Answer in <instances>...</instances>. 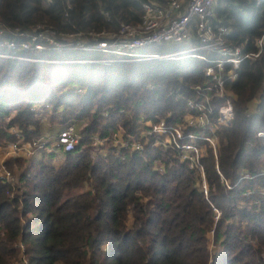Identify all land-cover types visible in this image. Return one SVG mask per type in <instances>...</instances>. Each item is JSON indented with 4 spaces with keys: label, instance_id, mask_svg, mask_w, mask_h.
<instances>
[{
    "label": "trees",
    "instance_id": "16d2710c",
    "mask_svg": "<svg viewBox=\"0 0 264 264\" xmlns=\"http://www.w3.org/2000/svg\"><path fill=\"white\" fill-rule=\"evenodd\" d=\"M68 1V21L62 0L47 7L43 0H0V20L20 27L115 29L120 21L137 24L144 2L167 0ZM215 11L214 22L232 29L234 46L256 50L264 0H217ZM183 47L154 45L146 52ZM207 67L191 56L111 65L0 58L1 146L19 141L12 129L26 141L52 144L73 125L81 137L58 165L45 161L55 155L45 150L8 162L13 173L21 171L18 185L0 183V264H16L22 256L28 264H264V138L257 137L264 132L263 57L244 62L238 80L227 83L236 96L235 120L218 131L220 173L211 150L203 161L207 195L201 175L171 149L148 145L123 160L104 157L91 144L96 135L135 136L143 116L182 122L195 89L209 83ZM35 107L51 109L49 129L43 130ZM248 191L255 194L247 197Z\"/></svg>",
    "mask_w": 264,
    "mask_h": 264
},
{
    "label": "built area",
    "instance_id": "2783aa9c",
    "mask_svg": "<svg viewBox=\"0 0 264 264\" xmlns=\"http://www.w3.org/2000/svg\"><path fill=\"white\" fill-rule=\"evenodd\" d=\"M43 2L47 7L56 0ZM62 2L63 20L68 21L73 7L68 0ZM216 3L217 0H167L164 5L144 2L143 13L137 24L120 21L115 29L83 31L77 28H58L46 23L20 27L0 20V58L44 65H111L191 56L207 63L206 76L209 83L195 89V96L187 101L184 114H178L182 115V122L169 123L159 116H155V119L143 116L138 120L135 136L126 137L122 132H116L108 139L96 135L92 140V147L100 149L104 157L116 156L123 160L126 159V153L141 155L148 145L171 149L181 163L201 175L207 195L203 161L208 156V150H211L219 172L218 131L231 127L235 120L236 96L227 87V83L238 80L244 62L264 58V34L257 40L255 51L246 52L243 47L234 46L229 40L232 29L214 22ZM107 19L110 22L116 21L115 17L108 15ZM154 45H184L187 49L169 54L146 52V49ZM81 55L100 57L82 59ZM32 111L39 117L48 110L35 107ZM173 115L171 113L168 117L172 118ZM12 118L7 117V121L11 122ZM11 133L20 139L15 143L0 145V183L4 186H16L19 183V174L9 169L8 162L29 160L40 150L53 153L50 148L53 143L26 141L17 129H12ZM257 137L264 138V132H259ZM80 142L81 137L72 125L60 133L53 145L68 154L75 151ZM108 142L113 146L112 153L102 151ZM244 178L250 180L252 176L247 174ZM259 193L264 196V191ZM253 194L255 192L248 191L245 196L251 197ZM20 248L23 250V246ZM16 264L28 262L22 256Z\"/></svg>",
    "mask_w": 264,
    "mask_h": 264
},
{
    "label": "rangeland",
    "instance_id": "374dc122",
    "mask_svg": "<svg viewBox=\"0 0 264 264\" xmlns=\"http://www.w3.org/2000/svg\"><path fill=\"white\" fill-rule=\"evenodd\" d=\"M186 49H187L186 46H184L183 48H181V50H184V51ZM47 110L48 111H46L45 113H43L42 116L37 117V119H39L41 121L40 122V125L42 126L43 130H44V128H48L49 129L52 126V122L50 121V115H51V113H48L49 110H51V109L50 108H47ZM34 129H35L34 127H31L30 130L31 131H34ZM57 134H58V132H56L55 134H43L41 137H43V136H57ZM111 135H108L106 138L108 139V137L111 136ZM34 142H37V141H34ZM53 144H54V142H53ZM53 144L51 145L50 148H51L52 152L55 155L52 156L53 158H49L48 156H46L45 161L46 162L51 161L54 165H58V164H60V163L63 162V160H64V154L62 153V149L56 148ZM91 144L93 146V143L92 142H91ZM93 148H95V147H93ZM99 151H100V149L96 150V152H98V153H99ZM102 151L105 152V153H112L113 152V146H112V144L109 143V142L106 143L104 145ZM48 154H52V153H48ZM20 171H21L20 169L19 170L18 169L15 170V172H17L16 174H20ZM209 239H210V249H211V251H213L214 250V245H213V242H212L213 241V234H210L209 235ZM106 249H107V247L104 246V250H106Z\"/></svg>",
    "mask_w": 264,
    "mask_h": 264
},
{
    "label": "bare ground",
    "instance_id": "6f19581e",
    "mask_svg": "<svg viewBox=\"0 0 264 264\" xmlns=\"http://www.w3.org/2000/svg\"><path fill=\"white\" fill-rule=\"evenodd\" d=\"M255 103V102H254Z\"/></svg>",
    "mask_w": 264,
    "mask_h": 264
}]
</instances>
